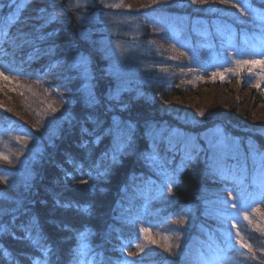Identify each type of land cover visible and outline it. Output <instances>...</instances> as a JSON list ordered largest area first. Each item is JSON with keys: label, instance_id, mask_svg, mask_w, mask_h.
Here are the masks:
<instances>
[{"label": "trees", "instance_id": "trees-1", "mask_svg": "<svg viewBox=\"0 0 264 264\" xmlns=\"http://www.w3.org/2000/svg\"><path fill=\"white\" fill-rule=\"evenodd\" d=\"M229 1L245 11L247 4L264 17V0ZM17 2L0 0V19L15 11ZM41 16L44 19H38ZM18 31L44 39L35 47L3 46L0 66L12 69L6 72L17 77L51 78L70 102V111L53 145L38 154L31 175L23 176L0 163L6 181L22 190L21 197H12L13 207L0 220V264H33L37 260L77 264V234L85 227L90 231L91 251L80 257L81 264H264V232L248 221H237L242 209L264 205V191L256 179L264 163L261 167L251 158L254 151L264 154V134L217 120L240 139L245 152L236 156L218 153L202 135L215 121L162 114L156 99L168 94L183 75L211 68L214 56L229 54L228 35L237 36L239 61L264 60L263 53H253L252 44L244 41L250 33L257 37L260 28L256 24L238 21L233 14L206 15L184 0H34L11 28L13 35ZM177 35L188 52L180 59L151 43L153 38ZM78 55L89 60L87 81L83 69L73 66ZM263 68L259 65L247 77L255 80ZM88 82L100 100L95 110L85 105ZM118 83L123 88L120 103L127 108L121 110L116 104L109 111L106 98ZM113 117L135 126L133 149L115 163L112 138L102 134ZM95 120L100 121L98 142L88 134ZM24 126L8 106L0 104V127ZM162 127L166 129L160 136ZM173 129L183 137L173 134ZM189 138L195 144L189 145ZM153 141L158 145L160 166L141 158ZM164 173L174 175L175 182L172 192L161 196ZM211 181L222 184L228 194L225 199L231 198L226 209L212 205L213 199L222 197L216 196ZM68 203L88 206L89 213L62 206ZM33 220L45 237L44 247L51 249L47 257L28 239L35 236V232L25 231ZM141 229L173 234L177 242L169 250L161 242L150 241L141 256H130L128 249L145 242Z\"/></svg>", "mask_w": 264, "mask_h": 264}, {"label": "rangeland", "instance_id": "rangeland-1", "mask_svg": "<svg viewBox=\"0 0 264 264\" xmlns=\"http://www.w3.org/2000/svg\"><path fill=\"white\" fill-rule=\"evenodd\" d=\"M184 1L190 2V5L206 15L233 14L238 21L256 24L257 28H260L257 37L254 33H250L244 41L252 44L250 50L253 53L264 54V19L262 16L247 9L245 11L237 8L229 0ZM228 37L227 47L231 50L230 53L224 54V58L214 56L216 60L211 68L183 75L168 94L156 98L157 108L162 114L209 123L221 120L226 124H234L244 131L264 134V84H262L264 68L257 72L255 80L249 79L247 74L255 71L260 64L246 65L239 61L236 56L237 36L231 34ZM151 43L164 54L175 59L188 55L184 49L182 37L178 35L166 39L153 38ZM208 54L213 56L214 52L209 51ZM238 61L240 63H237ZM0 72L3 76L9 77L6 81L0 76V104L8 106L25 124L22 128L14 129L0 127V163L2 166L19 170L18 173L23 176H28L32 174L38 154L44 153L53 145L52 142L59 134L60 126L68 118L70 102L61 94L51 78L37 81L14 76L2 69ZM215 122L205 127L202 132L203 137L213 146V151L231 152L235 156L240 152L243 153L244 145L240 139L227 132L222 123ZM165 129L166 127L160 128L158 134L161 136ZM172 132L183 137V133L177 129H173ZM195 142L192 138L188 139L189 145ZM5 156L8 159H4ZM245 156L244 154L242 157ZM262 157L264 154L256 151L251 154V158L255 159L260 166L264 163ZM0 178H4L1 172ZM10 179L17 184L14 178ZM256 179L264 191V168L262 172L257 173ZM209 184L213 187L216 196L222 197V199H213L212 205L225 208L222 201L228 194L223 190L222 184L216 181H211ZM21 194V189H14L7 181L0 179V220L2 214L13 207L15 199L12 197H21ZM20 201H17L18 205ZM227 201L232 202L231 198ZM237 219L238 223L248 221L259 231L264 232V205L242 209ZM144 233L145 242L137 244L144 250L150 241L161 242L165 246L177 242L174 241L173 234L163 236L151 230ZM137 245L128 249L130 256L139 257L144 252V250L141 252Z\"/></svg>", "mask_w": 264, "mask_h": 264}, {"label": "snow or ice", "instance_id": "snow-or-ice-1", "mask_svg": "<svg viewBox=\"0 0 264 264\" xmlns=\"http://www.w3.org/2000/svg\"><path fill=\"white\" fill-rule=\"evenodd\" d=\"M34 0H18L15 11H13L6 19H0V52L4 51L3 46H10L12 48H22L24 45H30L35 47L36 42L39 40H43V35H34L32 33H25L23 31H18L15 35L11 33V28L20 21V15L23 11V9L30 3H33ZM79 6V3L76 5ZM245 8H248V10L251 12L253 11L250 9V7L247 4H244ZM43 11V9H41ZM54 18V17H53ZM38 19H44L42 16L38 17ZM264 19V17H262ZM45 23H48L49 21L45 19ZM43 28V25L40 26ZM36 51L39 52V49L36 48ZM75 59L74 67L83 69V75L85 76L86 81L89 79L88 74V64L89 60L87 57L83 55H78ZM237 63H240L239 61ZM243 63H259L262 67H264V60L261 61H243ZM4 68V71H12V69L8 68L7 66H0ZM0 76L3 77L4 80L8 81V76H3V73L0 72ZM123 91L122 86L118 83L114 89H110L109 93L106 98V102L108 103V110L111 111L116 104L119 105L121 110H124L127 108L126 104L120 103V95ZM85 105L87 108L95 110L98 105H100V100L97 98L95 92L93 91V85L88 82L85 85ZM115 102V104L113 103ZM203 115V114H201ZM89 119H92L91 116H89ZM95 127L93 128L91 133H88L87 128H83L82 131L85 133H88L89 135L96 136L97 142L101 138V134L98 133V129L100 128V121L95 120L94 121ZM134 132H135V126L130 121H123L120 120L117 117L112 118L111 124L103 130L104 135H108L112 138V149H111V159L112 161L118 162V157L120 155H125L129 151L133 149L134 145ZM107 157V153L105 154ZM4 159H8V157H3ZM141 158L144 159L146 163H149L153 166H160V156H159V149L158 145L155 141L152 142L150 145V150L147 153H142ZM193 157L189 155L187 159H192ZM264 159V157H262ZM100 175H104V173H99ZM166 179L165 182L162 184L160 189V195L163 196L164 192L167 191L168 193L172 192V184L175 182V176H168L167 173H164ZM236 179L235 177H233ZM4 179L6 182V178H0ZM94 179V177H93ZM135 180V178H133ZM239 182V180H237ZM229 202L227 199L222 201V204L224 205L225 209ZM63 207H75L79 212L87 214L89 213V207L88 206H80L78 204H64ZM233 207H236L235 204L232 205ZM182 223V221H181ZM65 228H67L69 231L72 229L69 228L68 225H64ZM26 232L32 233L35 232V236L29 235L28 239L31 240L32 244L39 248L42 252L44 257H47L49 253L51 252L50 248H45L43 241L45 240V237L43 236L42 232L40 231L38 223L33 220L30 221L28 227L25 229ZM143 232H147L148 229H141ZM90 235L89 229L86 227L79 231L77 234V239L79 241L78 247L76 249V259L77 264H81L80 257L84 256L87 252H90L91 249L88 244V237ZM155 243V241H152ZM139 250L143 252V248L140 247V245H137ZM170 250V245L168 246ZM242 247H248L251 250L250 245H245L242 243ZM33 264H47V261H33Z\"/></svg>", "mask_w": 264, "mask_h": 264}, {"label": "water", "instance_id": "water-1", "mask_svg": "<svg viewBox=\"0 0 264 264\" xmlns=\"http://www.w3.org/2000/svg\"><path fill=\"white\" fill-rule=\"evenodd\" d=\"M97 67H98V64H97Z\"/></svg>", "mask_w": 264, "mask_h": 264}]
</instances>
